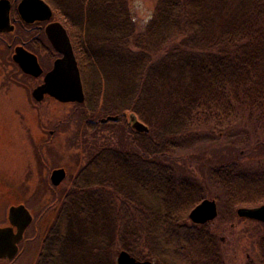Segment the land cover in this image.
<instances>
[{"label":"trees","instance_id":"trees-1","mask_svg":"<svg viewBox=\"0 0 264 264\" xmlns=\"http://www.w3.org/2000/svg\"><path fill=\"white\" fill-rule=\"evenodd\" d=\"M46 1L75 45L86 96L78 117L96 128L91 119L132 114L149 132L128 124L129 149L90 154L38 264H117L122 251L154 264H227L211 224L190 220L204 188L170 158L204 129L264 131V0H151L143 29L134 0ZM209 173L225 194L221 219L264 205V168L226 162ZM259 248L248 264H264V235Z\"/></svg>","mask_w":264,"mask_h":264},{"label":"rangeland","instance_id":"rangeland-1","mask_svg":"<svg viewBox=\"0 0 264 264\" xmlns=\"http://www.w3.org/2000/svg\"><path fill=\"white\" fill-rule=\"evenodd\" d=\"M131 8L138 27L143 29L156 4L134 0ZM12 55L0 43V227L8 224L11 206L25 205L34 221L13 264H38L44 240L90 154L106 147L130 148L128 124L131 125L132 114H125L119 123H103L107 117L91 119L100 123L93 128L87 124L89 120L78 117L80 104H63L49 96L38 102L33 91L41 86L42 79L23 73ZM52 56H41L46 74L54 67ZM223 128L224 132L204 129L199 141L179 150L170 161L180 177L203 186L205 199L216 201L219 216L209 223L222 242L226 263L248 264L259 259L264 224L240 217L220 218L226 215L225 194L211 179L209 168L226 162H239L243 169L252 172L264 168V131L257 133L247 123ZM61 168L67 177L60 186H54L52 172ZM253 207L257 206L248 208ZM117 259L118 255L116 263ZM0 264L9 262L0 259Z\"/></svg>","mask_w":264,"mask_h":264},{"label":"water","instance_id":"water-1","mask_svg":"<svg viewBox=\"0 0 264 264\" xmlns=\"http://www.w3.org/2000/svg\"><path fill=\"white\" fill-rule=\"evenodd\" d=\"M38 1V0H36ZM41 9L51 14L50 7L39 0ZM30 2H25L22 10L27 9ZM56 27V29H55ZM5 27H0V31ZM47 34L55 49L63 54L58 59L53 69L45 76L44 83L33 91V96L38 102H42L46 96L52 97L61 103H83L85 101L84 86L70 37L62 24L58 23L47 29ZM14 61L20 66L24 73L33 77H40L44 70L40 66L36 55L22 47L16 49ZM119 116L102 119L103 123L108 121H119ZM130 124L139 133H148L149 128L135 115L130 116ZM67 172L64 168L52 172L51 182L54 186H60L66 179ZM218 206L216 201L205 200L190 213V219L194 224L204 225L217 219ZM240 218H246L264 223V205L238 210ZM34 216L25 205H14L8 211V224L0 227V259L13 261L19 254V245L25 238L26 231L32 225ZM117 264H153L151 261H140L127 251L118 255Z\"/></svg>","mask_w":264,"mask_h":264},{"label":"flooded vegetation","instance_id":"flooded-vegetation-1","mask_svg":"<svg viewBox=\"0 0 264 264\" xmlns=\"http://www.w3.org/2000/svg\"><path fill=\"white\" fill-rule=\"evenodd\" d=\"M38 1L0 0V27H5L4 30L0 31V43H3L4 46H6L10 51L13 52L12 59H14L16 49L19 47H22L25 50L35 54L38 58L40 66L43 68L41 63V56H43L44 54L53 55L52 57L55 58H53V65L58 59L63 57V55L55 49L54 45L50 41L47 34L48 28L58 23L62 24L70 37L74 51L75 45L72 40L70 30L63 20V17L58 15L56 13V10H54V8L46 0L43 1L50 7L51 14H49L44 9H41V5ZM25 2H30V4L27 9L22 10V6ZM15 64L18 66V68H20L17 63ZM21 71L23 72L22 69ZM45 76L46 72L44 71L42 76L39 77V79H42V84L44 83ZM70 104L78 105L80 103L74 102ZM90 122L94 123L93 121ZM24 241L25 238L23 242ZM22 243L19 245V247L22 245ZM18 257L19 254L16 259ZM16 259L13 261H5L9 262V264H13Z\"/></svg>","mask_w":264,"mask_h":264},{"label":"bare ground","instance_id":"bare-ground-1","mask_svg":"<svg viewBox=\"0 0 264 264\" xmlns=\"http://www.w3.org/2000/svg\"><path fill=\"white\" fill-rule=\"evenodd\" d=\"M54 10H55V9H54ZM57 12H58V11H56V13H57ZM74 53H75V51H74ZM32 54H33V53H32ZM34 55H35V54H34ZM62 55H63V54H62ZM75 56H76V53H75ZM15 63H17V62H15ZM84 93H85V89H84ZM85 100H86V96H85ZM108 117H110V116H108ZM112 117H115V116H112ZM119 118H120V117H119ZM119 121H120V119H119ZM114 122H115V121H114ZM117 122H118V121H117ZM201 186H202V185H201ZM202 187H203V186H202ZM205 200H208V199H204L203 201H205ZM203 201H202V202H203ZM202 202H201V203H202ZM201 203H199L198 205H200ZM198 205H197V206H198ZM197 206H196V207H197ZM196 207H195V208H196ZM195 208H194V209H195ZM240 208H243V207H240ZM240 208H238L237 211H236V214H237L238 217H239V215H238V210H239ZM120 253H121V252H120ZM120 253H119V254H120Z\"/></svg>","mask_w":264,"mask_h":264}]
</instances>
